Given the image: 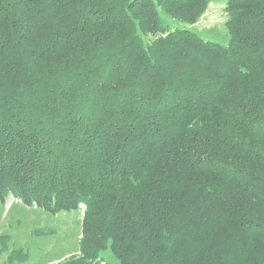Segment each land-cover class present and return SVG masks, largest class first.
Wrapping results in <instances>:
<instances>
[{"label":"trees","instance_id":"trees-1","mask_svg":"<svg viewBox=\"0 0 264 264\" xmlns=\"http://www.w3.org/2000/svg\"><path fill=\"white\" fill-rule=\"evenodd\" d=\"M210 1L0 0V200L85 207L57 264H264V0L227 44Z\"/></svg>","mask_w":264,"mask_h":264},{"label":"rangeland","instance_id":"rangeland-1","mask_svg":"<svg viewBox=\"0 0 264 264\" xmlns=\"http://www.w3.org/2000/svg\"><path fill=\"white\" fill-rule=\"evenodd\" d=\"M228 0H211L196 23L184 25L203 38L227 44ZM165 23L180 26L165 13ZM85 207L81 210L52 213L37 205H28L13 195L0 200V264H57L79 255ZM101 261L120 264L110 251L101 253Z\"/></svg>","mask_w":264,"mask_h":264}]
</instances>
